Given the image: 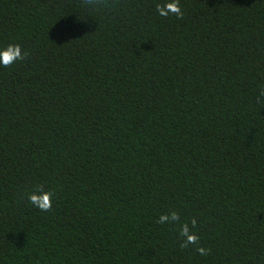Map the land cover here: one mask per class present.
I'll return each instance as SVG.
<instances>
[{"label": "trees", "instance_id": "obj_1", "mask_svg": "<svg viewBox=\"0 0 264 264\" xmlns=\"http://www.w3.org/2000/svg\"><path fill=\"white\" fill-rule=\"evenodd\" d=\"M164 2L0 0V264H264V0Z\"/></svg>", "mask_w": 264, "mask_h": 264}, {"label": "clouds", "instance_id": "obj_2", "mask_svg": "<svg viewBox=\"0 0 264 264\" xmlns=\"http://www.w3.org/2000/svg\"><path fill=\"white\" fill-rule=\"evenodd\" d=\"M92 0H89L91 3ZM156 12L161 17H168L170 15L176 16L177 19H183L184 13L180 7L179 0H165L162 4L156 5ZM28 56L26 51L22 50L19 44H10L6 49L0 50V66L10 67L18 60H24ZM52 197L51 191H45L43 187H37L35 191L28 194V200L30 204L38 208L42 212H48L52 210ZM180 215L178 212H171L170 214H162L158 218V223H173L179 222ZM197 225V220L193 218L191 225L185 222L179 226V234L181 237V247L188 248L196 246L195 250L201 256H207L210 249H207L200 245L199 235L193 231Z\"/></svg>", "mask_w": 264, "mask_h": 264}]
</instances>
